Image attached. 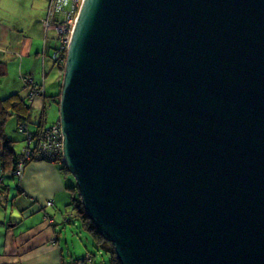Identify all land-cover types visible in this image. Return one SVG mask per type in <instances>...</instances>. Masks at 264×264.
<instances>
[{"label":"water","instance_id":"water-1","mask_svg":"<svg viewBox=\"0 0 264 264\" xmlns=\"http://www.w3.org/2000/svg\"><path fill=\"white\" fill-rule=\"evenodd\" d=\"M58 108L121 264H264V0H83Z\"/></svg>","mask_w":264,"mask_h":264},{"label":"crops","instance_id":"crops-1","mask_svg":"<svg viewBox=\"0 0 264 264\" xmlns=\"http://www.w3.org/2000/svg\"><path fill=\"white\" fill-rule=\"evenodd\" d=\"M21 16L23 15H14L9 22L2 19L3 14L0 18V63L4 65L5 60H13V58L16 60L20 57L22 64L23 57H26L29 67L33 62L37 65L41 63L47 71V76L53 69L49 54L55 46L44 44L45 35L44 39L40 38L42 33L39 23L38 30L27 32ZM42 19L43 17L39 21ZM49 32L53 33L52 37L55 36L53 31ZM23 73H31L35 79L41 75L31 70ZM40 102L41 99L38 98L30 104L34 110H39ZM54 121L56 120L49 123ZM6 183L8 186L0 201V264H68L71 262L72 260L66 261L59 238L61 235L59 225L64 226V223H67L65 220L67 209L63 208L71 207L69 206L71 192L67 188V184L71 183L70 178H64L59 165L32 161L25 167L20 186L13 178L6 179ZM47 199H53L52 207H45ZM50 208L57 209V213L52 214ZM42 211H48V214L53 217L52 224L43 219ZM60 215L63 217L62 220Z\"/></svg>","mask_w":264,"mask_h":264},{"label":"trees","instance_id":"trees-1","mask_svg":"<svg viewBox=\"0 0 264 264\" xmlns=\"http://www.w3.org/2000/svg\"><path fill=\"white\" fill-rule=\"evenodd\" d=\"M49 6L50 4H48L47 12ZM45 17L41 20V27H43L42 22ZM48 33L49 32H47V36H45L46 38L44 39L45 45H48ZM45 34L46 33L44 32V35ZM51 40H55V38L52 37ZM56 45L57 44L55 43L54 46L56 47ZM49 57L53 62V69H51L50 71H55L56 76H58V90L56 94H52V92H50L51 90L48 89L47 80H45L47 71L42 67L41 70H43L44 72V77L41 75L36 77V79L34 77L35 82H40V78L43 77L45 83L44 93L38 95V98H40L42 102V106L39 110H34L32 105L30 104V102H32L33 100L28 96V89L27 95L25 97H22L19 92L10 93L5 97H0V200L3 199V194L5 193V190L8 186L6 183V179L13 178L17 180V183L20 186V180L16 176L15 171L19 161L18 159L19 157H21V150L25 145H34L36 143L35 140H31L30 143L27 142V134L19 128L20 123H26L28 130L32 133H35L40 127L44 128V126L47 127L52 125H59L58 118L52 123L48 122L46 108L48 106H52L53 103L57 105L59 103L64 60L54 61L51 52ZM4 73L5 67L0 63V76L5 75ZM26 75L32 77L34 76L31 73H26ZM26 87L27 86L23 85V88ZM9 117H13L16 119V125L18 127L17 130L23 135L21 148H15V143L17 141L15 139H11L12 137L10 138L6 133L5 125ZM56 165H59V169L62 172L64 178L68 177L67 174L70 173L67 171L65 166L58 163H56ZM67 188L71 192V202L69 204V206H71V210L66 212L65 220L67 221V223L69 222L74 224V222H76L80 226L81 230L90 237L92 248L94 249L92 252L88 251L83 257H77L75 260L70 259V261L72 260L71 263L79 264V262H83L82 264H121L116 257L112 243L102 237V235L96 230L95 225L92 223V221L85 215L84 209L80 203L77 187L71 182L70 184H67ZM46 215L51 217V219L53 220V217L50 214L47 213Z\"/></svg>","mask_w":264,"mask_h":264},{"label":"rangeland","instance_id":"rangeland-1","mask_svg":"<svg viewBox=\"0 0 264 264\" xmlns=\"http://www.w3.org/2000/svg\"><path fill=\"white\" fill-rule=\"evenodd\" d=\"M48 4H49V0H0V18L3 14L2 19L9 22L14 15H23L21 17L23 20L22 22H25L24 24L26 26V31L27 32L36 31L38 30V23L41 26V21H39L40 18L41 17L44 18L46 15ZM40 32L42 33L40 34V38L42 37V39H44V31L42 30V27ZM48 34H49L48 44L54 45L56 42L53 43L51 42L53 33L49 32ZM18 59L14 60L13 58L14 61L5 60L4 63L5 75L0 76V97H5L10 93H15V92H19V94L22 97H25L27 95V88H23L24 84L21 81L22 78L20 72L22 73L29 72L31 70V71H36V74L37 73L39 74L41 71V67H42L41 63L37 65L36 63L33 62V64L29 67L28 66L29 61H27L26 57H23L22 64L20 62V57ZM6 66H8L7 69ZM40 79H44V78L41 77ZM45 80H47L48 89L51 90L50 92H52V94H56L58 90L57 88L58 76H56L55 71L54 72L50 71L47 74ZM16 82L19 83L16 84ZM35 99L38 100V97L34 96L32 100L35 101ZM40 104L42 106V102H40ZM46 113H47L48 122H51L52 120H56L59 116L58 105L53 103L52 106H48L46 108ZM20 124H26V123L22 122ZM17 129L18 127L16 125V119L13 117H9L5 125L6 133L10 138L12 137L11 139H15L17 141L15 143V148L17 147L21 148L23 135ZM29 162L30 161L26 162L24 165V171L22 173V178L20 179V184L24 177L26 164H28ZM67 176H68L67 178H72L75 181L74 177L71 174H67ZM72 179H70V181L75 185V182ZM63 209H67L68 211L71 210V207H67ZM57 211H58L57 209L50 208V212L52 214L57 213ZM47 213L49 212L42 211L41 215L43 214L44 215L43 219L46 220L49 224H52L53 222H50L49 218H45L46 217L45 215ZM62 218L63 217H61L60 215V220H62ZM59 227L61 228V235L59 237L60 245L63 249V254L65 255L66 261L67 260L70 261V259L75 260L77 257H83L88 251L92 252L94 250L92 248V242L90 237L81 230L80 226L76 222H74V224L69 222L64 223V226L59 225ZM68 264H74V263L69 262Z\"/></svg>","mask_w":264,"mask_h":264},{"label":"built area","instance_id":"built-area-1","mask_svg":"<svg viewBox=\"0 0 264 264\" xmlns=\"http://www.w3.org/2000/svg\"><path fill=\"white\" fill-rule=\"evenodd\" d=\"M83 0H50L49 9L45 19L42 22L43 31H53L55 33L56 47L52 50V58L54 61L65 60L67 48L70 42V37L76 23L77 15ZM46 38V37H45ZM45 51L43 50V54ZM41 76L44 77V72L41 70ZM23 84L27 86L28 96L33 99L44 93V79L40 82H35L32 76L21 74ZM19 128L27 134V142L35 140L34 145H25L21 150V157L15 171L16 176L20 180L24 171V165L28 161H43L50 164H64L63 159V136L60 125H52L44 128L40 127L35 133L28 130L27 124H20ZM46 206H53V200L48 199ZM45 218L51 217L45 215ZM89 259V258H88ZM82 264V262H79Z\"/></svg>","mask_w":264,"mask_h":264},{"label":"clouds","instance_id":"clouds-1","mask_svg":"<svg viewBox=\"0 0 264 264\" xmlns=\"http://www.w3.org/2000/svg\"><path fill=\"white\" fill-rule=\"evenodd\" d=\"M65 57H66V56H65ZM64 63H65V60H64ZM63 165H64V164H63ZM52 200H53V199H52ZM45 207H48V206L45 205ZM50 207H51V206H50ZM43 217H44V216H43ZM52 222H53V220H52Z\"/></svg>","mask_w":264,"mask_h":264}]
</instances>
